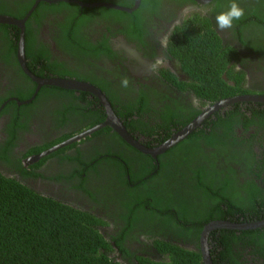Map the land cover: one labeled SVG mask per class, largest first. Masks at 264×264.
<instances>
[{"label":"trees","instance_id":"obj_1","mask_svg":"<svg viewBox=\"0 0 264 264\" xmlns=\"http://www.w3.org/2000/svg\"><path fill=\"white\" fill-rule=\"evenodd\" d=\"M33 2L27 1L22 10L11 15L22 19ZM132 2L125 0L121 4L129 6ZM232 2L214 0L211 18L191 15L172 39L173 63L194 80L190 90L200 101L199 105L183 115H175L173 109L166 106V112H162L165 115L161 117L164 121L153 124L139 121V126L133 125L134 122L123 117L124 112L117 111L111 104L127 131H145L150 137L161 135L160 139L156 137L146 142V147L151 148L152 144L178 132L197 117L206 104L237 95H264V89L255 92L231 87L225 80L238 85L243 79L232 66L227 68L228 62L244 59L242 50L231 42L239 41L258 60L264 57L261 11L254 8L248 20L246 17L233 20V32L232 28L222 31L217 28L216 15L226 12ZM64 5L40 2L30 17L40 15L42 8L50 10ZM95 11L119 18L130 16L106 8ZM85 12L88 11L76 8L72 14L77 17ZM86 16H82V23ZM66 21L71 28L79 25L73 18ZM124 32L138 44H143L146 37L141 24ZM219 32H223V39ZM84 47L93 48L90 44ZM260 63H264V58ZM170 101L175 105L173 98ZM142 104L138 100L137 106L133 104L135 108H129L141 114L150 107V104ZM104 131L110 133L109 128ZM113 137L117 143L113 140L107 151L112 150L114 154L109 155L119 160L102 158L89 167L95 170L101 161H110L114 167L110 168L114 171L106 169L101 173L98 192L90 188L82 176L86 167L68 177L62 174L50 177L59 181L77 180L71 187L80 193V198L74 193L80 205L72 199L73 195L68 196V200L44 195L0 172V264H203L198 240L205 224L213 221L242 224L264 219L263 104L236 103L219 110L156 160L136 151L114 132ZM120 145L122 151L131 153L134 158L115 152L114 146ZM43 162L46 159L39 165ZM30 175L33 172H22L23 177ZM90 201L104 210V217L119 225L112 228L102 219L104 217L93 215ZM85 203L87 207L81 206ZM208 244L213 264H264V228L216 230L209 235ZM114 248L118 252L115 256Z\"/></svg>","mask_w":264,"mask_h":264},{"label":"flooded vegetation","instance_id":"obj_2","mask_svg":"<svg viewBox=\"0 0 264 264\" xmlns=\"http://www.w3.org/2000/svg\"><path fill=\"white\" fill-rule=\"evenodd\" d=\"M27 1L31 0H0V16L16 19L11 13L16 14L22 10ZM33 1L31 7L37 0ZM68 1L109 4L133 11L124 12L129 17L119 18L104 11H95L105 7L84 8L63 1L47 3L65 5L51 7L50 10L42 8L40 15L34 19L27 16L30 18L27 25V20L24 23L23 65L18 59L20 29L0 24V172L44 195L57 196L64 200L73 195L72 199L80 205L74 196L76 189L71 187L77 184V180L59 181L51 180L50 177L60 174L68 177L86 167L82 176L87 179L90 188L98 192L102 184L99 182L103 177L101 173H105L106 169L114 171L111 170L114 167L109 164L112 163L110 161H101L95 170H89V167L102 158L119 160L116 156L109 155L113 153L112 150L107 151L109 146L112 147L113 140L114 143L117 140L109 126L82 135L107 120L106 107L96 95L56 85H43L42 82L64 80L89 85L104 97L112 111L111 104L117 111L124 112L123 117L134 122L133 125H139V121L143 124L164 121L161 117L165 115L163 113L166 112V106H170L175 115H183L194 105H199L200 101L190 90L195 84L194 80L173 63L172 39L177 29L191 15L199 14L211 18L214 0H206L205 3L200 2L202 0H148L147 3L138 0L137 5V0H133L129 6L121 4L125 0ZM237 4L244 9L243 17H249L251 10L256 8L264 18V0H240ZM75 7L78 11H88L83 14H87L83 23L80 21L83 15L73 16ZM69 18H73L75 23L78 20L79 25L71 28L66 21ZM139 24L146 30L143 44H138L124 32L131 31ZM234 30L232 27V32ZM218 35L223 39V32ZM228 37L226 39L230 41ZM231 43L239 51L242 50L244 59L228 62L227 68L232 66L236 73L243 75V79L237 85L225 79V76L223 78L231 87L239 86L241 89L261 92L256 89H264V63H260L264 57L258 60L255 54L247 51L237 40ZM88 44L93 46L91 50L85 49L84 45ZM125 78L128 80L127 87L121 85V80ZM170 98H173L175 105L171 104ZM138 100L140 105L147 103L151 108L148 107L141 114L131 110L129 107L135 108L133 104L137 106ZM208 106L210 105L206 104L201 107L200 112ZM113 113L117 115L114 111ZM116 118L120 120V117ZM121 123L124 126L122 121ZM104 128H109L110 133L105 132ZM124 128L126 129L125 126ZM127 132L144 146L156 137L161 138V135H153L151 138L145 131L140 130ZM163 142L161 140L158 144L154 143L151 148H156ZM114 148L115 152L125 153L121 145ZM39 155L41 156L36 161H31ZM126 156L134 158L127 151L125 158ZM43 159L46 162L39 165ZM23 171L33 172V175L25 178L22 176ZM76 196L80 198L81 195L76 193ZM89 203L90 207L93 206V215L105 216L103 209L91 201ZM81 206L88 205L85 203ZM102 219L112 228L119 225L113 219ZM106 231L108 232L107 229ZM114 250L115 256L118 252L116 248Z\"/></svg>","mask_w":264,"mask_h":264},{"label":"water","instance_id":"obj_3","mask_svg":"<svg viewBox=\"0 0 264 264\" xmlns=\"http://www.w3.org/2000/svg\"><path fill=\"white\" fill-rule=\"evenodd\" d=\"M45 2V3H55L58 1H63L66 3H73L80 7L84 8H94V7H105L121 12H132L133 9H125L114 5L109 4H93V3H82L77 1H68V0H37L33 7L27 12L26 16L22 19H14L12 17L0 16V24H6L11 26H16L20 29L19 34V40H18V59L20 63L23 65L24 63V23L27 20V16L31 15L33 10L35 9V6L38 4V2ZM198 1V0H197ZM200 1V0H199ZM202 3H205L206 0L200 1ZM138 4V0L136 2V5ZM24 68V66H23ZM26 74L31 78L34 79L28 71H26ZM43 85H56L64 88H71L73 90L78 91H85L90 92L96 95L100 102L104 104L107 110V120L104 122V124L97 125L90 130L84 132V135L90 134L93 131L97 130L98 128L109 126L113 129V131L129 146L137 150L138 152L150 156L152 159L156 160V158L165 153L167 150L171 149L172 147L176 146L179 142L183 141L185 138H187L190 134H192L197 128L201 126V124L208 119L212 114L218 112L219 110L226 109L228 106L236 104V103H258L264 105V95L260 94H252V95H237L234 97H229L225 99H221L212 105L205 108L197 117H195L189 124L184 126L182 129H180L178 132H175L172 136L168 138V140L164 141L163 144L156 148H148L141 144L140 142L136 141L124 128L121 121L116 118L115 114L111 110V107L106 102L104 97L95 90L94 88L90 87L89 85L72 82V81H64V80H52V81H44L42 82ZM49 152V151H47ZM45 152V153H47ZM43 153V154H45ZM41 154V155H43ZM41 155L34 157L31 159V161H36ZM264 228V219L251 222V223H242V224H235L229 221H213L210 223H207L203 226L202 231L199 235L198 240V246L199 251L202 259L203 264H213L210 254H209V246H208V238L211 232L216 230H230V231H249V230H257ZM196 246V245H194Z\"/></svg>","mask_w":264,"mask_h":264},{"label":"clouds","instance_id":"obj_4","mask_svg":"<svg viewBox=\"0 0 264 264\" xmlns=\"http://www.w3.org/2000/svg\"><path fill=\"white\" fill-rule=\"evenodd\" d=\"M244 16V9L241 8L235 0L229 5V8L226 12H222L216 15V25L219 30L230 29L233 27V20H239ZM162 61H157V63H161ZM121 85L123 87L128 86V80L122 79Z\"/></svg>","mask_w":264,"mask_h":264}]
</instances>
